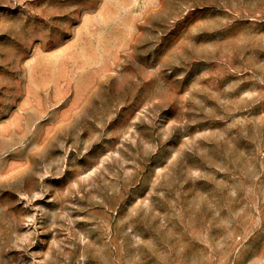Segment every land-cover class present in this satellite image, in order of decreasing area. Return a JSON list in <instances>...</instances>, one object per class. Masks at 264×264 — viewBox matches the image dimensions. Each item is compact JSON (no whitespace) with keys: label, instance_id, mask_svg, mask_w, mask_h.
<instances>
[{"label":"rangeland","instance_id":"rangeland-1","mask_svg":"<svg viewBox=\"0 0 264 264\" xmlns=\"http://www.w3.org/2000/svg\"><path fill=\"white\" fill-rule=\"evenodd\" d=\"M0 264H264V0H0Z\"/></svg>","mask_w":264,"mask_h":264}]
</instances>
